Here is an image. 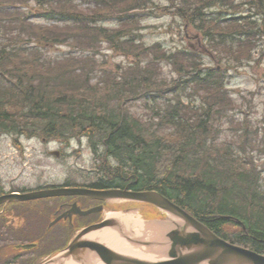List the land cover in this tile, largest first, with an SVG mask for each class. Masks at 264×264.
Returning a JSON list of instances; mask_svg holds the SVG:
<instances>
[{
    "label": "trees",
    "instance_id": "1",
    "mask_svg": "<svg viewBox=\"0 0 264 264\" xmlns=\"http://www.w3.org/2000/svg\"><path fill=\"white\" fill-rule=\"evenodd\" d=\"M35 1L51 9L46 17L56 24L23 21L18 7L27 0H0V135L85 138L97 161L90 187L157 191L219 237L264 254V168L255 162L264 159V127L254 126L226 92L228 67L249 55L248 41L232 43L238 20L227 13L229 3L168 0L170 6L162 9L204 34L223 60L216 69L202 68L192 51L168 54L142 44L137 13L154 5L152 0H90L95 14L72 0ZM214 6L219 11L211 12ZM107 15L119 22L117 32L89 21ZM102 36L135 63L118 75L89 56L86 52L99 50L91 48ZM35 41L42 45L31 46ZM52 44L68 51L45 61L41 50ZM154 51L176 78L161 77L159 62L151 60ZM182 95L201 96L202 106L184 103ZM136 101L148 115L135 117L129 107ZM64 185L71 186V180ZM56 244L53 240L49 247ZM42 246L8 264H40L54 252ZM4 255L0 244V264Z\"/></svg>",
    "mask_w": 264,
    "mask_h": 264
},
{
    "label": "rangeland",
    "instance_id": "2",
    "mask_svg": "<svg viewBox=\"0 0 264 264\" xmlns=\"http://www.w3.org/2000/svg\"><path fill=\"white\" fill-rule=\"evenodd\" d=\"M74 1L81 3L82 7L88 8V10L93 9V5L86 0ZM235 1L238 5L244 4L246 1L250 3V6L241 10V14L247 15L253 21V25L249 28L250 37H256L259 32L261 34L260 38H257L258 42L253 43L251 46L249 55L242 58L244 63L237 69H227L225 72L227 93L233 100L238 101L236 103L243 112L249 114L254 126L264 127V21L261 14L257 15L256 10L252 9V7L259 4V0ZM155 3L153 7L151 6L145 13L140 15L141 29L138 30V33L142 44L153 47L159 45V49L167 53H174L177 50L188 52L193 49L192 51L197 53V57L204 65L210 68H220L223 60H220L218 51H210L211 46L207 43L208 40L204 39V34L193 26L185 30V24L181 19L168 15V11H163L164 7L169 6L168 1L155 0ZM26 8L27 11H25ZM19 10L22 14L28 13L30 16V20L25 17L23 21L32 22L39 26L52 24V22L45 23L46 19L43 16L46 12L43 11L44 8L39 7L32 0H27V7H22ZM88 13L92 14L93 11ZM89 21L95 22L96 25L93 26H97V28L105 27L110 30L117 28L115 20L101 18V22H98L97 19L90 17ZM242 34L248 36L245 33L235 35L232 38V43L236 44ZM199 38L201 42L198 41ZM33 45L41 46L42 44L35 41L31 44V46ZM47 47L50 49L41 50L47 61L61 59L68 51L66 46L52 44L47 45ZM96 48H99L97 52L86 53L94 57L103 66L124 68L132 62L131 57H126L127 55H122L119 51L110 50V46L104 42L98 43ZM151 60L159 62L158 67L161 69V77L166 81L177 77L170 63L155 56V51ZM189 97L183 98L186 103L193 107L202 106L201 96L190 95ZM129 108L135 117L144 115L142 111L144 106L141 102L130 104ZM234 112L236 117L241 116L237 114L238 109ZM226 133L230 134L231 131H226ZM53 153H59L60 155L56 158L52 155ZM255 162L259 168H264V165L262 166L264 159L256 157ZM96 165L97 161L92 154L88 140L85 138L63 142L49 138L28 139L23 136L16 138L10 135H0V187L5 192L35 189L47 185H61L67 179L77 185L89 184L97 177ZM64 201V199L47 201L44 205V211L50 210L52 204ZM129 204L134 207L139 206L136 203ZM41 208L42 205L40 204L35 210H41ZM133 214L135 219L144 220L141 212ZM5 228L6 225L0 223V244H19L23 242L24 237H22L20 231L13 235H4ZM235 229L233 227L229 230L234 231ZM53 240L43 241V246L40 249L50 246ZM56 241V245H59L65 239Z\"/></svg>",
    "mask_w": 264,
    "mask_h": 264
},
{
    "label": "water",
    "instance_id": "3",
    "mask_svg": "<svg viewBox=\"0 0 264 264\" xmlns=\"http://www.w3.org/2000/svg\"><path fill=\"white\" fill-rule=\"evenodd\" d=\"M53 154L59 156V153ZM73 195L106 202L127 201L149 205L129 209L125 214L141 212L144 218L143 222L162 225L165 227V231L157 236H138L133 229L127 228L119 221L106 218L101 223L81 230L64 250L43 264H92L93 258L97 262L96 264H264L263 254L223 240L203 223L156 191L55 189L21 196L6 195L7 197L0 198V204L17 200ZM5 199L9 201H5ZM98 211L100 210L81 211L78 204L75 203L69 211L59 216L50 225L52 226L60 220H71L73 216H86ZM239 225L245 231L242 223ZM105 228L115 230L120 238L129 245L155 253L154 259L140 260L124 255L96 239L88 238L92 233ZM34 247L35 243L21 248L25 251Z\"/></svg>",
    "mask_w": 264,
    "mask_h": 264
},
{
    "label": "flooded vegetation",
    "instance_id": "4",
    "mask_svg": "<svg viewBox=\"0 0 264 264\" xmlns=\"http://www.w3.org/2000/svg\"><path fill=\"white\" fill-rule=\"evenodd\" d=\"M62 186L58 184L47 185L44 187H37L35 189H22L21 191L12 192H5L4 189H0V198L11 193L23 194L29 191L51 190L60 188ZM65 188H67V186ZM61 198L62 197H50L25 202H3L2 204H0V223H4L6 225L4 235H13L20 231V234L22 235V237H24L23 242L25 243H29L30 241H40L41 243H43V241H50L53 239H65V242L68 243L69 240L74 236L75 232H77V230L83 229L93 224H97L104 220L105 214L108 208L111 206L110 203H103L98 199H89L82 196H74L68 199H64L65 201L62 203L52 204L50 210L44 211L45 202L50 200L60 201ZM34 203L36 204L32 205ZM73 203H78L79 207L82 210L96 208L100 211L98 213H93L87 217L73 216L71 220L66 219L65 221L57 222L54 225L49 226L50 223L55 221L59 215L67 212ZM40 204L42 205L41 210H35V208ZM57 233L59 234V236L55 238V235ZM13 245L15 244H1L2 252L4 251L5 253L4 264L14 262V260L17 259V256H21L23 259L22 254L17 255L12 253ZM59 247L60 244L52 246L51 248L48 246L47 249L57 251Z\"/></svg>",
    "mask_w": 264,
    "mask_h": 264
},
{
    "label": "bare ground",
    "instance_id": "5",
    "mask_svg": "<svg viewBox=\"0 0 264 264\" xmlns=\"http://www.w3.org/2000/svg\"><path fill=\"white\" fill-rule=\"evenodd\" d=\"M62 185L65 186L64 183L61 184L60 186ZM63 186L60 188H55V189H70L71 188V186H67V188H65L66 186L65 187ZM55 189H51V190H55ZM40 191H50V190H40ZM40 191H29L23 194L11 193L9 194V196H18V195L21 196L24 194L40 192ZM51 197H64V196H51ZM45 198H50V197H45ZM38 199H44V198H38ZM38 199L17 200V201L25 202V201H33V200H38ZM5 201H9V200L5 199ZM10 202H15V201H10ZM108 218L117 220L121 224L125 225L127 228L133 229L138 236H148V237L157 236V235H161L165 231L164 226L148 224L141 220L135 219L134 215L131 213L124 214V215L112 214V215H109ZM235 222L238 224L241 223L240 221H237V220ZM88 238L96 239L97 241H100L106 244L107 246H109L110 248H112L113 250L121 254L132 256L140 260H153L155 256V253L153 252H149L147 250L139 249V248L129 245L125 240L121 239L120 236L117 234V232L113 229H109V228L102 229L100 231L92 233ZM153 250H155V247H153ZM96 263L97 262L93 258L92 264H96ZM68 264H74V263H68Z\"/></svg>",
    "mask_w": 264,
    "mask_h": 264
}]
</instances>
